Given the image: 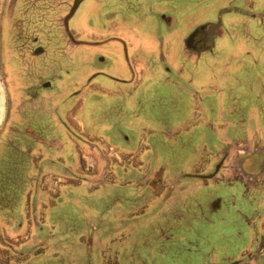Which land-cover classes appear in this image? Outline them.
Segmentation results:
<instances>
[{
  "label": "rangeland",
  "instance_id": "rangeland-1",
  "mask_svg": "<svg viewBox=\"0 0 264 264\" xmlns=\"http://www.w3.org/2000/svg\"><path fill=\"white\" fill-rule=\"evenodd\" d=\"M115 1L119 0H103L98 5L95 0V9L107 5V10ZM4 2L0 0V264H264L262 24L245 26L248 36L238 39L253 44L250 59L228 69L232 70L228 74L247 77L254 99L239 100L231 108L228 103V115H221L222 108L217 115L198 117L200 122L191 127L205 131L176 136L172 124L178 113L173 115L163 101L161 109H152L150 120L154 122L150 126L142 115L136 119L133 137L137 144L133 147L120 151L105 143L97 150L55 132L54 99L43 97L40 112L33 109L31 117L23 115V107H37L39 102L27 98L28 83H38L50 75L27 64L21 36L8 35L10 20L2 12ZM30 5L26 1L23 7L33 16L37 9ZM242 6L243 11H254L264 2ZM87 10L85 6L80 12L87 14ZM95 20L104 26L100 18L87 20V24L93 26ZM103 20L107 24L104 30L121 27L104 15ZM21 27H16V33ZM223 50H218L222 58L226 55ZM95 51L93 47L91 53ZM79 56L66 57L72 74L63 69L65 80H79L85 71ZM61 64L53 69L60 71ZM93 68L108 72L110 67ZM150 70H145L147 76ZM154 78L158 82L143 84L144 88L161 84L166 77L158 74ZM105 79L101 76L98 81ZM259 92L263 94L257 98ZM71 119L72 128L85 123L80 116L77 122ZM168 119L173 120L167 124ZM23 124L28 130L41 131L45 144L27 147ZM124 135L130 139L132 133ZM48 139L59 140L60 146L52 147L46 143ZM150 143L152 148H146ZM250 157L262 159L250 165L245 162ZM215 218L229 223L225 225L228 228L217 229L212 235L224 232L218 251L229 246L228 234L243 232L233 241L231 252L225 253L226 259H207L205 253L212 251L207 244L211 233L203 225ZM231 255L237 259L231 260Z\"/></svg>",
  "mask_w": 264,
  "mask_h": 264
},
{
  "label": "crops",
  "instance_id": "crops-1",
  "mask_svg": "<svg viewBox=\"0 0 264 264\" xmlns=\"http://www.w3.org/2000/svg\"><path fill=\"white\" fill-rule=\"evenodd\" d=\"M26 1L33 5L30 6L34 11L37 9L35 15L31 16L29 12H25L23 6ZM96 1L101 5L103 0ZM34 2L35 0H5L2 8L3 14L10 20L8 35L11 38L21 36V51L26 54L24 55L27 57V64L37 67L45 76H53L40 79L38 83H28L27 98L37 99L39 102L37 107H23V115H30V110L33 109L40 112L38 105L43 97L61 101H83L98 96L96 93L88 95L85 90L89 84L92 87V83L88 82L90 78L86 77L88 73L104 76L109 85L118 88L122 114L125 112L128 115L132 112L137 116H152V109H161L162 102H166L168 111L171 109L173 115L178 113L172 124L175 136L189 131H205L206 128L191 127L192 124L200 122L198 117L217 115V110L222 108L224 109L221 115H228V103L231 108V105L239 100L247 101L250 100L249 97L254 99L253 95L249 94L247 77L228 74L232 73V70L228 69L243 63L244 59H250L248 52L253 51V44L243 43V40L239 42L238 39L248 36L244 31L245 26L253 22L258 26L261 23L264 27V6L254 11H243L245 7L242 5L253 6L264 0H119L108 6L109 11L105 10L107 5L96 10L95 0H36V6ZM85 6L89 8L85 11L87 14L80 12ZM19 7H22L23 12H19ZM120 7L121 9H118ZM94 9L96 11H93ZM103 15L107 21H112L113 25L118 21L117 24L121 27L112 26L108 31L102 29L107 26ZM97 18L103 21L104 26H100L97 20L93 22V26L87 24V20ZM20 20L22 23H18ZM19 24L22 26L21 31L16 33ZM103 35L109 38L105 39ZM224 43H227L225 49ZM93 47L97 48L94 54L91 53ZM219 48L224 49L225 57H221ZM78 53V61L82 62L81 68L85 71L79 80L76 77H69L70 81L65 80L63 69H69L67 65L72 66L65 64L66 57L70 56L72 59ZM63 62L64 66L61 64ZM58 63L62 65V69L56 72L53 68ZM100 65L110 67V73L105 72L106 68H93ZM78 68H75V73ZM148 69H151L149 76L145 73ZM69 70L68 75L72 74L71 69ZM199 72L203 73L198 74ZM158 74L166 77L164 81L159 82L161 84H149V87L144 88L143 84L158 82L154 78ZM31 84L32 87L29 86ZM93 86L102 95L115 94V89L107 85L93 83ZM172 88H175V91ZM259 93L257 98L262 97L263 93ZM69 115L70 119L75 118V122L78 121L76 112ZM63 118L64 115L62 118L59 116L56 121L58 130L65 136L71 135L79 141V145L86 144L91 148L98 146L97 143L87 144L88 138L83 135V132L87 131L85 124L83 127L77 125L76 130H73ZM172 120L168 119L167 124ZM193 120L196 122L193 123ZM23 125L24 140L29 142V138H32L37 142H44L41 131L35 128L31 131L27 129V125ZM34 144L27 143V147L40 146L39 143ZM62 145L63 143L61 147ZM253 161L248 163L252 165ZM227 224L229 223L224 219L215 218L203 225L209 228L211 233L207 244L212 251L205 252L207 259L224 258L225 253L231 252L233 241L241 238L243 232L233 231L234 233L228 234L226 239L229 246L224 251H218L217 244L224 240V232H216L217 237L212 235L217 229L228 228L225 226ZM199 238L197 242L201 243ZM172 257L174 258L171 259L177 258ZM198 257L197 259L202 260L201 256ZM229 258L235 261L237 256L231 255Z\"/></svg>",
  "mask_w": 264,
  "mask_h": 264
},
{
  "label": "flooded vegetation",
  "instance_id": "flooded-vegetation-1",
  "mask_svg": "<svg viewBox=\"0 0 264 264\" xmlns=\"http://www.w3.org/2000/svg\"><path fill=\"white\" fill-rule=\"evenodd\" d=\"M50 76H51L50 78H53L52 75ZM86 77L90 78L88 79L89 80L88 82L92 83V87L90 86V84L88 88L86 87L85 89L86 92L88 93V95H92V93H96V95L98 96H95L94 98L85 99L83 105L81 104L82 101L80 99H70V100H64V101H61V99H54L56 101L54 110H53L54 111L53 114L56 116L54 125H56V128H57L55 132L61 133V131L58 130V126H57L58 123L56 119L59 120V116L62 118L64 115L63 120H66L65 117H67L69 113L75 111L76 114L80 116L81 119H84L85 121L84 124H85L87 131L85 134L83 133V135L87 136L88 144L90 143L98 144V146H92L93 148L97 150H101L105 147V143H110L114 147L118 148L120 151H123L124 148H127V147H133L135 144H137V142L134 140L135 137H133L134 136L133 135L134 133L133 124H135L136 119H138L140 116L133 115L132 112L129 113L128 115L125 112L124 114H122L121 94L120 92L118 93L117 91L118 88H115L109 85L110 83L106 81H98L101 77L100 75H96V74L91 75L88 73ZM57 78H60V76L59 77L57 76ZM93 83H96L97 85L100 84L101 86L107 85L108 87H112L115 89V94L102 95V93H99L97 89L94 88ZM149 94H151V92ZM80 104L82 106L81 108H80ZM151 117L152 116L150 115L149 116L143 115V118L146 121H149L148 123L149 126L154 122L150 120ZM67 121L68 120H66V123L68 124L69 122ZM69 126L72 128V125L69 124ZM72 129L76 130L75 128H72ZM125 132L132 133V136L128 135L130 139L124 135ZM7 133L9 134V131ZM70 138H73V137L71 136ZM25 142L30 143V144H34L35 142L36 144L37 143L45 144V141L37 142L34 139H31V141L29 142L28 141H25ZM47 142L53 145L52 147L54 148L60 146V142L55 139H50V140L48 139L46 143ZM152 146L153 145L150 143V145L146 144L145 147L152 148ZM30 147H34V146L31 145ZM259 159L260 158H255V161Z\"/></svg>",
  "mask_w": 264,
  "mask_h": 264
},
{
  "label": "water",
  "instance_id": "water-1",
  "mask_svg": "<svg viewBox=\"0 0 264 264\" xmlns=\"http://www.w3.org/2000/svg\"><path fill=\"white\" fill-rule=\"evenodd\" d=\"M253 157H254V156H253ZM253 157L248 158L246 161H247V162H248V161H250V162L253 161V159H254ZM255 158H256V157H255Z\"/></svg>",
  "mask_w": 264,
  "mask_h": 264
}]
</instances>
